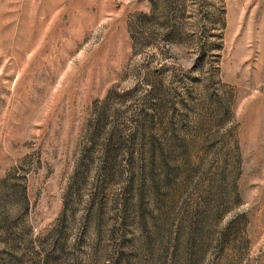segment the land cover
Segmentation results:
<instances>
[{"label": "rangeland", "instance_id": "rangeland-1", "mask_svg": "<svg viewBox=\"0 0 264 264\" xmlns=\"http://www.w3.org/2000/svg\"><path fill=\"white\" fill-rule=\"evenodd\" d=\"M0 264H264V0H0Z\"/></svg>", "mask_w": 264, "mask_h": 264}]
</instances>
